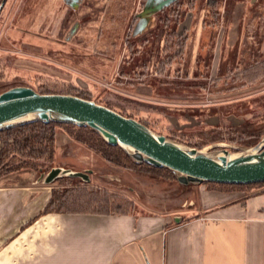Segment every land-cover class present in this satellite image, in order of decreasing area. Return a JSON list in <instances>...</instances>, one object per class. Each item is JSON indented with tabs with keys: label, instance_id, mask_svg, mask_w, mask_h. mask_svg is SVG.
Instances as JSON below:
<instances>
[{
	"label": "rangeland",
	"instance_id": "374dc122",
	"mask_svg": "<svg viewBox=\"0 0 264 264\" xmlns=\"http://www.w3.org/2000/svg\"><path fill=\"white\" fill-rule=\"evenodd\" d=\"M163 1L6 0L0 89L78 95L201 151L250 148V132L257 142L264 136V0H222L212 7L207 0H182L156 11ZM232 24L238 36L231 40ZM6 138L0 136V150L11 144ZM32 155L0 158V184L38 187L49 198L52 191L100 190L110 206L129 207L132 214L200 210L216 195L243 198L264 188L182 186L112 163L60 129L51 158ZM53 168L91 171L90 180L44 183Z\"/></svg>",
	"mask_w": 264,
	"mask_h": 264
},
{
	"label": "crops",
	"instance_id": "0c3cea01",
	"mask_svg": "<svg viewBox=\"0 0 264 264\" xmlns=\"http://www.w3.org/2000/svg\"><path fill=\"white\" fill-rule=\"evenodd\" d=\"M216 196L178 214L41 215L48 194L2 183L0 264H264V191Z\"/></svg>",
	"mask_w": 264,
	"mask_h": 264
},
{
	"label": "water",
	"instance_id": "95a60500",
	"mask_svg": "<svg viewBox=\"0 0 264 264\" xmlns=\"http://www.w3.org/2000/svg\"><path fill=\"white\" fill-rule=\"evenodd\" d=\"M5 2L0 3V13ZM33 123L88 127L108 145L120 147L136 164L168 168L182 185L203 181L264 182V136L255 146L239 152L201 151L167 139L139 121L94 101L71 95L39 94L29 87H14L0 93V132ZM90 173L53 168L42 180L46 184L63 177L89 181Z\"/></svg>",
	"mask_w": 264,
	"mask_h": 264
},
{
	"label": "trees",
	"instance_id": "16d2710c",
	"mask_svg": "<svg viewBox=\"0 0 264 264\" xmlns=\"http://www.w3.org/2000/svg\"><path fill=\"white\" fill-rule=\"evenodd\" d=\"M1 2V0H0ZM222 0H207V6H217L220 5ZM181 5L182 0H165L162 2L161 6L156 11H163V9L169 7L170 5L177 4ZM176 30V28H175ZM2 87L0 93L10 89ZM78 96V95H76ZM87 100V99H86ZM109 108V107H108ZM111 109V108H110ZM140 122V121H139ZM142 123V122H140ZM143 124V123H142ZM145 125V124H143ZM146 126V125H145ZM56 129H60L71 137L75 142L85 145L89 149L100 154L103 158L107 159L112 163L124 162L127 168L131 170H142L145 173H158V175H165L170 180H175V176L172 172L165 167L156 168L146 163L136 164L131 158L118 146L108 145L94 130L84 127L78 128L71 124H42L33 123L22 127L13 128L10 130L0 132V136L7 137V141H11L7 144L5 142L4 147L0 150V158H6L7 155L14 154L15 152L26 153L28 157H32V154H37L36 158L39 159L43 156L49 158L52 157L54 153V142ZM15 135V136H12ZM23 137V138H22ZM250 139L253 140L248 143L249 147L255 146L258 142L254 141L259 138L255 133L250 132ZM19 141V139H21ZM21 146V149L18 148ZM109 154V156H107ZM111 157V158H110ZM199 184H209L213 186H218L222 188H232V187H263L264 182L251 183V184H228V183H216L211 181H203ZM180 185V184H179ZM183 186V185H182ZM82 190V191H81ZM225 190V189H223ZM263 189L257 190L250 195L263 192ZM130 202V201H129ZM128 204L131 206L132 203ZM129 207L124 208L118 204L109 205V198L104 191H89V189H73L69 192L57 193L56 191L51 192V196L48 199L46 205L44 206L41 214L47 213H60V214H99V215H127L132 214Z\"/></svg>",
	"mask_w": 264,
	"mask_h": 264
}]
</instances>
